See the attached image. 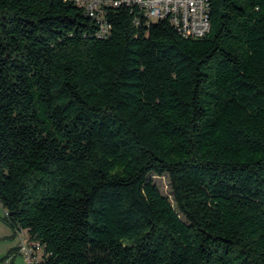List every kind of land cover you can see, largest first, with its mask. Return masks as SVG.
Segmentation results:
<instances>
[{
    "label": "trees",
    "instance_id": "1",
    "mask_svg": "<svg viewBox=\"0 0 264 264\" xmlns=\"http://www.w3.org/2000/svg\"><path fill=\"white\" fill-rule=\"evenodd\" d=\"M92 1L0 0L2 220L31 264H264V0Z\"/></svg>",
    "mask_w": 264,
    "mask_h": 264
},
{
    "label": "built area",
    "instance_id": "2",
    "mask_svg": "<svg viewBox=\"0 0 264 264\" xmlns=\"http://www.w3.org/2000/svg\"><path fill=\"white\" fill-rule=\"evenodd\" d=\"M77 4L87 8L88 13L96 17L99 7L97 1L76 0ZM137 6L149 20H161L166 17L176 18V27L185 30L186 34L193 37H202L210 30L209 0H120L115 2L119 5ZM108 25L102 22L99 35H104L108 31ZM20 234L19 253L27 258L28 264L36 261L34 250L39 248V244L26 243L25 231H18ZM2 264H9L8 261Z\"/></svg>",
    "mask_w": 264,
    "mask_h": 264
},
{
    "label": "crops",
    "instance_id": "3",
    "mask_svg": "<svg viewBox=\"0 0 264 264\" xmlns=\"http://www.w3.org/2000/svg\"><path fill=\"white\" fill-rule=\"evenodd\" d=\"M5 215L6 211L0 203V260L8 256L13 250L19 248L20 244L19 232L15 233L12 228L2 220ZM19 257L23 256L15 252L7 261L9 264H17Z\"/></svg>",
    "mask_w": 264,
    "mask_h": 264
},
{
    "label": "rangeland",
    "instance_id": "4",
    "mask_svg": "<svg viewBox=\"0 0 264 264\" xmlns=\"http://www.w3.org/2000/svg\"><path fill=\"white\" fill-rule=\"evenodd\" d=\"M153 180L155 181V183L159 186L161 192L165 195V196H168V197H172L171 195V189H170V183H169V180L166 176H162V177H159V176H153ZM26 243L28 244H32L30 242V239H29V236L26 235ZM38 257L37 258H41V255H42V249H38ZM21 254V253H19ZM21 256L23 257H19L18 258V261H17V264H28L27 262V258L21 254Z\"/></svg>",
    "mask_w": 264,
    "mask_h": 264
},
{
    "label": "bare ground",
    "instance_id": "5",
    "mask_svg": "<svg viewBox=\"0 0 264 264\" xmlns=\"http://www.w3.org/2000/svg\"><path fill=\"white\" fill-rule=\"evenodd\" d=\"M166 19H169L170 22L176 26V18H175V17H166ZM179 30H180V31L182 32V34L185 35V36H187V35H191V36H192V34H186L185 30H183V29H179Z\"/></svg>",
    "mask_w": 264,
    "mask_h": 264
}]
</instances>
